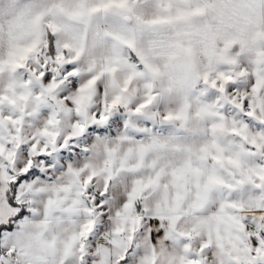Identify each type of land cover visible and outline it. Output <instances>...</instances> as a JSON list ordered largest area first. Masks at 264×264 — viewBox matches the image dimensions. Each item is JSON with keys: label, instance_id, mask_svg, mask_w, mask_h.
Segmentation results:
<instances>
[{"label": "snow or ice", "instance_id": "1", "mask_svg": "<svg viewBox=\"0 0 264 264\" xmlns=\"http://www.w3.org/2000/svg\"><path fill=\"white\" fill-rule=\"evenodd\" d=\"M0 264H264V0H0Z\"/></svg>", "mask_w": 264, "mask_h": 264}]
</instances>
